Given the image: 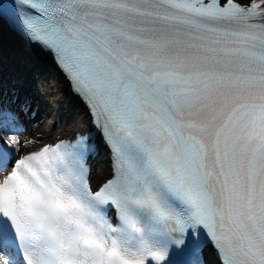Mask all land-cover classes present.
<instances>
[{
  "label": "snow or ice",
  "instance_id": "6c2138e0",
  "mask_svg": "<svg viewBox=\"0 0 264 264\" xmlns=\"http://www.w3.org/2000/svg\"><path fill=\"white\" fill-rule=\"evenodd\" d=\"M0 21L111 152L96 186L91 133L17 158L0 101V264H264V0H0Z\"/></svg>",
  "mask_w": 264,
  "mask_h": 264
},
{
  "label": "bare ground",
  "instance_id": "6f19581e",
  "mask_svg": "<svg viewBox=\"0 0 264 264\" xmlns=\"http://www.w3.org/2000/svg\"><path fill=\"white\" fill-rule=\"evenodd\" d=\"M0 37L4 38V42L8 43L9 45L25 48L23 43L14 34H11V32L2 23H0ZM29 53L35 59L36 67L41 68L47 74H52L55 76V81L57 82L66 99V111L65 118L63 120H61L60 114L55 113V115L52 117V120L44 124L41 123L40 125L44 109L49 108L54 101H39L38 96L41 88L36 83L37 79L34 76L35 73H32L31 71L24 72L22 74V78L24 80L23 83H25V87L30 91L32 98L30 100L31 107L28 108L29 111L24 115L27 119V124L25 127V133L22 134L23 140L19 136V141L20 143L22 142L23 146H25V140L27 143H29L34 135L33 133L37 130L42 133V136L35 144L26 146L25 148H20L19 151L22 153L36 149L41 143L53 140L54 136L56 135H65L74 130H84L86 129L85 126L89 123V116L86 110L83 109L82 106H78L76 104L69 85L61 73L55 67H53L52 63L46 56L38 54L34 51H29ZM63 103V101L58 99L56 101L55 108L59 109ZM99 158L100 156L98 154L93 161V163L96 165V169ZM108 174V163L106 164L103 162V165L99 170H95V168L93 169L91 174L92 180L99 181Z\"/></svg>",
  "mask_w": 264,
  "mask_h": 264
},
{
  "label": "rangeland",
  "instance_id": "374dc122",
  "mask_svg": "<svg viewBox=\"0 0 264 264\" xmlns=\"http://www.w3.org/2000/svg\"><path fill=\"white\" fill-rule=\"evenodd\" d=\"M35 59L29 53V51L25 48H19L15 45H9L4 42V38L0 37V90L2 91V84H4L5 77L8 72H13L17 78H20L22 74L26 71L34 70L35 67ZM38 85L41 88L38 99L39 101H54L53 104L49 108L44 109V112L41 117V123L44 124L51 120L52 115L55 111L56 101L59 99L65 103V96L63 92L60 90L57 82L55 81V76L52 74H45L40 77L38 80ZM62 104L59 110L61 111V120L65 118L66 111V103ZM63 110V111H62ZM25 133V130L22 131L19 136L22 139V134ZM33 137L30 142L27 143L25 140V146H23L22 142L20 143V148H25L26 146L35 144L38 139L41 138L42 133L37 130L33 133ZM23 140V139H22ZM24 143V142H23ZM103 162L106 163V155L101 154L99 161H97V169L103 165Z\"/></svg>",
  "mask_w": 264,
  "mask_h": 264
},
{
  "label": "water",
  "instance_id": "95a60500",
  "mask_svg": "<svg viewBox=\"0 0 264 264\" xmlns=\"http://www.w3.org/2000/svg\"><path fill=\"white\" fill-rule=\"evenodd\" d=\"M54 67V66H53Z\"/></svg>",
  "mask_w": 264,
  "mask_h": 264
}]
</instances>
